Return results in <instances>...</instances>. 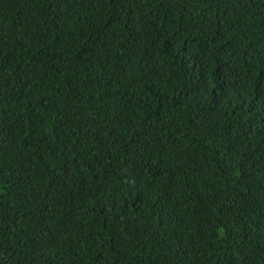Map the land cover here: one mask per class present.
I'll return each mask as SVG.
<instances>
[{
    "label": "trees",
    "instance_id": "trees-1",
    "mask_svg": "<svg viewBox=\"0 0 264 264\" xmlns=\"http://www.w3.org/2000/svg\"><path fill=\"white\" fill-rule=\"evenodd\" d=\"M0 264H264V0H0Z\"/></svg>",
    "mask_w": 264,
    "mask_h": 264
}]
</instances>
